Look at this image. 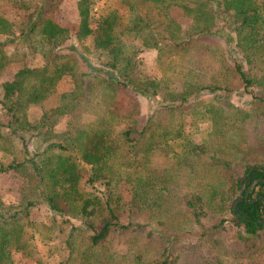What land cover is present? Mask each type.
I'll list each match as a JSON object with an SVG mask.
<instances>
[{
  "label": "trees",
  "instance_id": "16d2710c",
  "mask_svg": "<svg viewBox=\"0 0 264 264\" xmlns=\"http://www.w3.org/2000/svg\"><path fill=\"white\" fill-rule=\"evenodd\" d=\"M55 5L54 0H37L24 6L25 22L16 36L13 23L0 11V35L5 37L0 40V68L6 58L3 46L12 42L11 38H22L26 53L39 58L36 65H24L0 84V151L7 157L0 162V173L11 172L20 179L21 195L15 205L0 198V264H14L15 251L32 255L31 240L35 236L48 242L60 234L64 251L56 264H236L239 259L254 264L259 253L264 254V245L258 246L256 240L264 234V181L255 183L252 189L250 186L254 180L264 179V158L250 162L240 157L233 169L231 160L218 157L219 143H212L210 151L205 149L206 143H187L184 155L205 154L210 165L224 171L218 206L223 210L230 202L234 222L242 227L238 230L240 240L236 241L241 248L230 243V250L217 249L214 258L202 253L201 244L206 240L199 238L196 246L188 248V253L194 255L193 263H189L184 246L172 247L174 235L166 229L154 239L155 232L145 231L143 224L121 221L113 189L126 181L135 187L136 197L141 194V187L150 186L146 180L141 181L143 169L149 172L154 150L167 146L173 137L168 125L158 136L155 114L145 116L140 111L137 94L155 95L162 78L141 70L138 53L154 51L164 79L173 66L169 58L175 54L182 59L200 37L213 29L244 30L237 45L246 62L260 72L247 78L239 64L235 71L245 87L260 82L262 86L264 0H119L118 6L97 17L94 26L91 0H78L74 35L79 41L92 36L93 51L97 53L92 58L72 43L63 45L71 35L49 15ZM64 77H69V85L59 90ZM202 87L219 89L217 84ZM194 88L165 87L163 99L185 100ZM52 95H56V103L43 108ZM255 97L258 103H264L263 96ZM32 107H40L41 112L33 114ZM179 132L176 129L177 135ZM260 135L253 133L259 147L255 140L250 143L246 138L239 144L248 143L256 152H264ZM239 144L232 145L233 153L245 155ZM82 163L88 166L84 191L78 185ZM241 187V200L233 209L231 203ZM202 202L200 195L185 200L193 221L200 225ZM37 204L53 212L47 222L30 218ZM68 218L79 224L74 225ZM94 218L99 221L94 223ZM216 229H222L221 221L204 231L213 233ZM140 233L145 235L138 241ZM112 234L129 235L124 251L106 245ZM155 240L158 247L147 259L142 254L143 246Z\"/></svg>",
  "mask_w": 264,
  "mask_h": 264
},
{
  "label": "rangeland",
  "instance_id": "374dc122",
  "mask_svg": "<svg viewBox=\"0 0 264 264\" xmlns=\"http://www.w3.org/2000/svg\"><path fill=\"white\" fill-rule=\"evenodd\" d=\"M35 1L37 0H0V11L13 23L14 36L19 33L25 22L23 7ZM77 1L54 0L56 5L48 13L59 25L69 29L71 36L65 40L63 45L72 43L78 50L92 58L97 54L93 51L92 36L79 41L74 35L79 17ZM118 5L119 0H91L92 25L94 26V22L100 14H105L107 10L110 11ZM182 21H184L183 18ZM244 34V30L229 31L225 27L213 29L190 47L182 58L184 60L178 59L175 54L169 58L173 66L168 69L169 75L164 79L160 67L156 65L154 51L142 50L137 55L142 63V71L156 79L162 78L161 86L155 95L137 94L140 111L145 116L155 114L158 136L168 125L172 130L173 137L169 138L167 146L154 150V155L149 163L151 169L147 173L143 169L141 173L143 178L141 181L146 180L145 183L150 186L141 187L142 193L136 197L133 185L126 181L119 182L113 189L114 198L119 202L115 206L118 207L121 221L143 224L145 231L152 229L155 232L154 239L158 237V233L162 229L169 231L171 235H174V237L171 236L173 238L172 247L184 246L185 253L189 252L190 245L196 246L201 237L206 240L201 244L204 249L202 253L208 257L214 258L213 255H217V249L226 252L232 246L237 249L241 248V245H237L236 241L240 240L238 230H242V227L241 225L238 227L234 222L235 217L229 210L230 202H227L223 210L218 206L219 190L222 189L220 179L225 175L224 171L219 166L210 165L207 155L200 153L199 156L191 154L189 157L184 155V151L189 142L199 145L206 143L207 151L211 150L212 143H219L221 151L218 153V157L231 160L233 169H235L236 159L240 157L250 162L264 158L262 149L256 152L254 150L256 148L251 149L248 143L239 144L243 142V138H246L250 143L256 141L258 145V140L253 136V133L255 135L256 132L261 133L260 139H258L264 142V103H258L255 97H264V82L262 86L260 82V84L245 87L242 78L235 71V65L239 64L247 78L254 77L256 71L260 72L246 62L243 51L237 45V39ZM11 39H13L12 42H7L3 46L6 58L4 66L0 68V84L10 79L24 65L34 66L39 61L38 57L29 56L26 53V46L22 38ZM0 40H5V37L0 35ZM61 50L65 51V49ZM218 57L221 60H218ZM261 67L264 65L261 64ZM69 82V77H64L60 82L59 90L68 87ZM194 82L197 83V86L192 85ZM215 84L219 89L211 90L202 87L205 85L215 86ZM185 86H195L185 100L163 99L167 90L165 87L180 89ZM194 90L195 94L192 95ZM56 99V95L50 96L44 101L43 108L54 105ZM31 111L34 114L41 112V109L32 107ZM246 113L249 116H245ZM2 118L0 107V120ZM242 120H244L243 123ZM243 127H246L247 130ZM176 129L180 131L178 135ZM233 144H239L245 150V155L238 152L234 154ZM6 160L7 157L0 151V162ZM80 174L78 185L79 189L84 191V183L88 176V166L84 163L80 165ZM19 183L20 179L13 173H0L1 200L5 203L18 204L19 198H21ZM212 192L217 194L211 196ZM194 195H200L203 199L204 207L200 212L202 225L193 221L190 209L185 204V200ZM231 204L233 205V203ZM51 216H53V212H50L43 204H37L30 213V218L37 222H47ZM56 218L59 219L57 216ZM68 219L74 225L79 224L78 220ZM98 221V218H94V223ZM220 221L222 229H216L213 233H205V229L213 224H219ZM204 233L206 235L203 236ZM144 235L140 233L137 240L140 241ZM260 235L261 237L256 239L258 246L264 245V234ZM128 236L127 234H112L106 240V245L119 252L124 251ZM62 237L63 235L60 234L48 242H43L38 236H35L31 240L32 246H34L33 254L28 255L15 251L13 253L14 264H56L64 251L60 242ZM230 243L235 245L231 244V246ZM157 247L158 241H152L149 246H143L142 254L149 259ZM188 254L189 263H193L194 255ZM239 260L236 264L249 263L245 259ZM254 264H264L262 252L259 253Z\"/></svg>",
  "mask_w": 264,
  "mask_h": 264
},
{
  "label": "water",
  "instance_id": "95a60500",
  "mask_svg": "<svg viewBox=\"0 0 264 264\" xmlns=\"http://www.w3.org/2000/svg\"><path fill=\"white\" fill-rule=\"evenodd\" d=\"M251 169H252V167H250V170H251ZM262 181H264L263 178H259V179H257V180H254V181L252 182L250 188L252 189V188L254 187L255 183H257V182H262ZM242 192H243V188L241 187L240 190H239V192H238L237 198H236V199L234 200V202H233V209H234V207L237 205V203L241 200ZM259 197H261V196H259ZM238 215H239V214H238ZM239 216H240V217H243V216H241V215H239Z\"/></svg>",
  "mask_w": 264,
  "mask_h": 264
},
{
  "label": "flooded vegetation",
  "instance_id": "af4514ba",
  "mask_svg": "<svg viewBox=\"0 0 264 264\" xmlns=\"http://www.w3.org/2000/svg\"><path fill=\"white\" fill-rule=\"evenodd\" d=\"M262 217L264 218V215H262Z\"/></svg>",
  "mask_w": 264,
  "mask_h": 264
}]
</instances>
